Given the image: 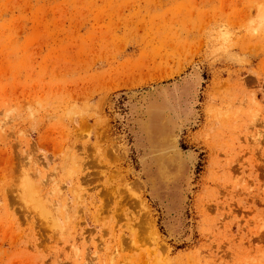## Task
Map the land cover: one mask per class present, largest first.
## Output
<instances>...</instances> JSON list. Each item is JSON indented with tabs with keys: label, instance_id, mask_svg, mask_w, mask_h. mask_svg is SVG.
<instances>
[{
	"label": "rangeland",
	"instance_id": "374dc122",
	"mask_svg": "<svg viewBox=\"0 0 264 264\" xmlns=\"http://www.w3.org/2000/svg\"><path fill=\"white\" fill-rule=\"evenodd\" d=\"M0 264H264V0H0Z\"/></svg>",
	"mask_w": 264,
	"mask_h": 264
},
{
	"label": "bare ground",
	"instance_id": "6f19581e",
	"mask_svg": "<svg viewBox=\"0 0 264 264\" xmlns=\"http://www.w3.org/2000/svg\"><path fill=\"white\" fill-rule=\"evenodd\" d=\"M147 129H149V126L147 127Z\"/></svg>",
	"mask_w": 264,
	"mask_h": 264
}]
</instances>
